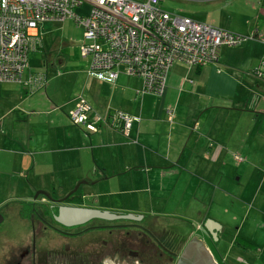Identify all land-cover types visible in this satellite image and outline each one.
Segmentation results:
<instances>
[{"label":"crops","instance_id":"obj_1","mask_svg":"<svg viewBox=\"0 0 264 264\" xmlns=\"http://www.w3.org/2000/svg\"><path fill=\"white\" fill-rule=\"evenodd\" d=\"M200 1L207 7L200 20L246 36V39L238 45L221 46L219 67L176 63L168 73L163 96L141 93L142 79L124 70L113 82L88 74L79 94L63 99L55 92L53 99L59 103L51 99L47 91L45 94L42 91L48 85L46 72H30L25 77L24 70L20 81H0V99L18 97L23 103L43 104V107L28 108L14 102L11 109L0 113V184H13L17 198L28 199L37 190L31 178H47L48 182L58 185L52 186L54 190L42 189L61 193H67L82 180H88L87 186L100 181L110 185L118 183L125 189L100 191V194L110 198L108 195L131 192L134 195L123 208L143 216H166L177 213L156 209L161 191L171 185L166 181L163 184L165 178H195L199 172L210 178L216 175L222 184L219 175L225 176L228 157L236 158L238 167L243 162L250 165L246 154L259 162L249 140L264 128V77L253 73L264 55V0ZM254 32L257 36L251 38ZM40 35L43 42L41 32ZM82 56L90 58L83 53ZM35 73L46 76L47 82L29 88V77ZM11 81L20 82L21 87L7 84ZM83 99L93 107L87 112L89 120L102 117L97 130H90L71 118ZM185 101L195 102L194 113L180 111ZM118 110L133 117L130 129L118 130L112 125L110 115ZM211 116L214 124L208 126ZM238 127L241 133H235ZM245 142L248 144L244 149ZM262 156L264 159V154ZM254 181L255 191L247 194L248 206H245L249 208L251 200H257L259 191L264 188V176L255 177ZM213 188L212 202L218 193L223 203L228 196L244 195L243 184L236 191L228 184ZM146 193L148 196L141 199V194ZM99 195L95 196L100 205L115 208L116 204H111L107 198L101 202ZM202 198L207 200L208 196ZM212 202L205 209L211 208ZM237 203L235 201L233 206ZM208 219L213 220L205 217L203 221ZM220 226L217 236L228 228V225ZM207 234L212 235L209 230Z\"/></svg>","mask_w":264,"mask_h":264},{"label":"rangeland","instance_id":"obj_2","mask_svg":"<svg viewBox=\"0 0 264 264\" xmlns=\"http://www.w3.org/2000/svg\"><path fill=\"white\" fill-rule=\"evenodd\" d=\"M161 5L164 9L172 13L188 15L197 20H200L199 17L207 9L203 1L200 0H162ZM89 9L90 3L85 2L80 8L76 9V12L82 16H87ZM40 28L43 37V47L30 53L28 65L24 71L25 77L30 72L48 73V85L46 90L42 91L44 94L47 91L51 99H53L55 92H59L58 95L61 94L63 99L67 96L72 97L79 94L83 91L84 85L89 77L88 70L90 67V58H84L80 50L83 39V28L73 19L49 20L44 22ZM259 65L254 68H259ZM7 84L21 85L20 82L16 81H11ZM20 95L23 96L22 91ZM19 99L18 97L1 98L0 113L6 108L11 109L14 102L22 103V106L28 108H33L34 105L36 108L43 107V104L39 102L28 103L26 101L23 103L24 100L22 101L20 99V102ZM194 103L188 101L182 102L180 111L182 113H194L197 109ZM201 112L199 111L198 113ZM216 121L219 120L217 119ZM200 123H202V118ZM210 124H214L212 116L210 117V123L208 122L207 125L209 126ZM201 128H203V125H201ZM237 131L241 133V128L238 127L235 133ZM250 142L253 143V147L255 148L254 155L260 160L259 162L253 161L252 157L246 154L250 158V165L248 162H243L238 167L236 158L228 157V166L224 167L227 170L226 174L223 178L222 175H219L221 176L222 184L218 182L219 178L216 175L210 178L209 176L201 175L199 172L195 178H183V180H180L176 176L172 180L170 177L165 178L163 184L166 181L171 183V185L161 191L157 200V210H170L177 214H168L166 216L158 214L159 218L156 219L155 223L166 229L165 225L169 220H173L175 223L174 230L179 239L188 238L191 233L193 235L190 240L196 236L201 239L204 238L207 249L216 264H264V188L259 191L257 200H251V208L247 207L248 204H246L248 203L247 194L255 191L256 183L254 178L264 176V159L262 156L264 154V128L260 130L259 134L254 135L253 140H249ZM246 144L248 143L245 142L244 149ZM45 179L31 178L32 184L37 189H35L36 191L33 189L31 191L37 192L42 188L54 190L52 186L55 182L52 184ZM78 182L73 185L72 189ZM143 184L145 183L143 182ZM225 184H228L232 191L239 190L241 184H243L242 190L244 191V195L238 198L228 196L223 203L220 201V194L218 193L217 198L212 202V196L214 195L213 186L219 187ZM13 186L11 183L0 184V213L4 216V221L0 224V264H6L7 258L9 257L10 259L12 257L17 248L20 247L18 246L19 243L27 238L30 227L28 222L23 221L18 214L20 205L17 202L19 199L26 200V198H17L18 193H16V190H12L14 188ZM81 188L82 191L88 189L85 193L88 194L87 202L91 205H98V203L94 202L92 197L89 198V193H97L99 195L100 191L106 193L104 191H112L117 188L125 189L118 183L110 185L105 181L88 184V186L83 184ZM103 195H99L101 196V202L107 198V196ZM133 195L134 193L125 192L117 195H108L110 198L107 199L111 204H116L112 210L131 212L123 208V206L125 207L129 204L127 200ZM204 195L208 196L207 200L202 198ZM143 196L146 198L148 193L141 194V199ZM235 201L238 203L233 206ZM209 202H212L211 208L205 209V206H209ZM162 206L163 208H161ZM147 213L149 214V211ZM158 215L156 214L155 217ZM205 217H212L220 225L226 227L228 225V228H225V231H222L223 233L221 232V235L217 238L213 236V239H211L205 231L206 226L198 230L200 228L199 224H203L202 221ZM125 221L131 222V220L124 219L118 222ZM143 224L151 228L153 220L149 217L144 220ZM168 229L172 230L173 228L169 225ZM119 233L122 234V231L116 230L114 235L108 234L107 231L94 234L96 238L102 241V238L115 239ZM87 238L95 239L92 235H87Z\"/></svg>","mask_w":264,"mask_h":264},{"label":"built area","instance_id":"obj_3","mask_svg":"<svg viewBox=\"0 0 264 264\" xmlns=\"http://www.w3.org/2000/svg\"><path fill=\"white\" fill-rule=\"evenodd\" d=\"M162 0H0V81L18 80L29 54L43 45L40 25L49 20L73 19L83 28L81 51L90 56L88 74L108 82L122 70L143 81L141 93L163 96L168 73L176 63L220 66V48L241 44L246 36L164 9ZM90 3L87 16L76 12ZM257 34L254 32V36ZM264 41V40H263ZM253 73L264 77V55ZM35 73L28 87L46 83ZM93 107L84 99L71 113L72 120L97 130L102 117L89 120ZM172 112V111H170ZM118 130L131 128L133 117L112 115Z\"/></svg>","mask_w":264,"mask_h":264},{"label":"flooded vegetation","instance_id":"obj_4","mask_svg":"<svg viewBox=\"0 0 264 264\" xmlns=\"http://www.w3.org/2000/svg\"><path fill=\"white\" fill-rule=\"evenodd\" d=\"M256 38V37H253ZM93 183V182H92ZM91 184V183H89ZM82 186V185H81ZM81 186L73 193L48 194L36 192L26 200H18L19 216L29 224L27 238L21 241L12 257L6 264H177L178 253L188 238L179 239L174 230L173 220L165 225H157L156 214L144 215L139 220L118 222L122 219L93 218L76 224H64L57 220L60 205H76L112 210L109 206L100 205L96 194H89L96 204L87 202L88 194ZM44 190V189H42ZM127 213L125 211H117ZM153 220L151 228L144 225L147 218ZM118 220V221H116ZM4 221V220H3ZM171 225L172 230H169ZM209 230L206 221L199 224V229ZM154 229V230H153ZM116 230L122 234L113 238H96L94 233L107 231L114 235ZM210 231V230H209ZM175 232V233H174ZM211 232V231H210ZM212 234V232H211ZM92 235L95 239L87 238ZM213 239V234L209 235ZM214 237H218L217 235ZM200 238V237H199ZM203 244L206 246V242ZM207 247V246H206Z\"/></svg>","mask_w":264,"mask_h":264},{"label":"water","instance_id":"obj_5","mask_svg":"<svg viewBox=\"0 0 264 264\" xmlns=\"http://www.w3.org/2000/svg\"><path fill=\"white\" fill-rule=\"evenodd\" d=\"M88 183V180L79 181L76 186L69 192H75L81 185ZM39 194H48L45 190L36 192L35 197ZM57 220L64 224H76L85 222L89 219H124V220H141L144 216L142 214H135L131 212L121 213L117 211H110L108 209L76 206V205H60L58 214L55 215ZM4 216L0 213V224L3 222ZM206 224L213 236H216V230L221 226L214 220L208 219ZM214 229V230H213ZM213 230V231H212ZM178 255L177 264H216L213 260L207 247L203 244V240L199 237H194L189 241L183 243Z\"/></svg>","mask_w":264,"mask_h":264},{"label":"trees","instance_id":"obj_6","mask_svg":"<svg viewBox=\"0 0 264 264\" xmlns=\"http://www.w3.org/2000/svg\"><path fill=\"white\" fill-rule=\"evenodd\" d=\"M204 222V221H203ZM199 229V228H198Z\"/></svg>","mask_w":264,"mask_h":264}]
</instances>
